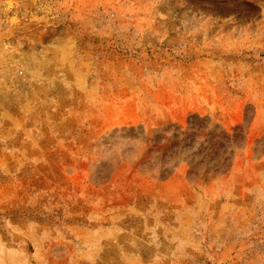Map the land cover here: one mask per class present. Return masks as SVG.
Listing matches in <instances>:
<instances>
[{"label": "rangeland", "instance_id": "374dc122", "mask_svg": "<svg viewBox=\"0 0 264 264\" xmlns=\"http://www.w3.org/2000/svg\"><path fill=\"white\" fill-rule=\"evenodd\" d=\"M13 1L0 264H264V0ZM191 115L243 148L161 181L148 139Z\"/></svg>", "mask_w": 264, "mask_h": 264}, {"label": "trees", "instance_id": "16d2710c", "mask_svg": "<svg viewBox=\"0 0 264 264\" xmlns=\"http://www.w3.org/2000/svg\"><path fill=\"white\" fill-rule=\"evenodd\" d=\"M244 119H247V114ZM251 120L247 121V127ZM246 135L247 128L241 125L228 133L204 117L191 115L185 128L169 125L156 131L148 139L150 147L147 153L156 152L159 167L155 175L161 181L167 180L179 163L188 166L190 176L220 177L231 170L234 156L243 148ZM162 144L164 150L154 151Z\"/></svg>", "mask_w": 264, "mask_h": 264}, {"label": "built area", "instance_id": "2783aa9c", "mask_svg": "<svg viewBox=\"0 0 264 264\" xmlns=\"http://www.w3.org/2000/svg\"><path fill=\"white\" fill-rule=\"evenodd\" d=\"M20 7L22 6H20V4H16V2L13 0H0V39L2 38L5 32L9 31L8 29L16 30V28L20 27V23L18 26H15L14 24L11 23L12 17H17L20 20H22V16L20 14L21 11L19 10ZM2 46L3 47L6 46L5 47L6 51H8V48L10 47L8 43H4V42L2 43ZM4 53L6 52L0 51V56H4ZM6 62L7 60L3 61V63H6ZM4 66H6V64H2V66H0V73L1 72L3 73L2 69L5 68ZM20 72H22V70H20ZM2 75L0 76V78H2Z\"/></svg>", "mask_w": 264, "mask_h": 264}]
</instances>
